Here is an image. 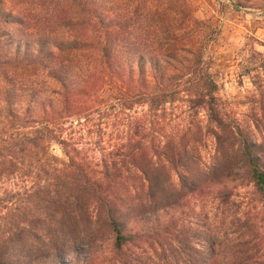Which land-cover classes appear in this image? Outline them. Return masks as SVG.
Segmentation results:
<instances>
[{
    "label": "trees",
    "instance_id": "1",
    "mask_svg": "<svg viewBox=\"0 0 264 264\" xmlns=\"http://www.w3.org/2000/svg\"><path fill=\"white\" fill-rule=\"evenodd\" d=\"M52 1L71 3L95 35L62 42L54 31L35 35L28 19L0 0V264H97L91 243L76 244L99 225L111 232L118 262L129 263V247L146 243L162 264H216L218 237L210 228L159 219V225L135 227L198 197L229 204L243 187L255 215L242 222L254 236L258 259L247 249L235 260L264 264V131L224 109L203 52L158 47L151 25L140 36L129 32L128 22L111 20L108 0ZM55 13L52 25L63 18ZM86 52L98 55L97 62L75 65ZM40 74L50 80L42 83ZM112 84L125 108L148 106L147 116L167 139L134 136L113 158L96 162L64 137L63 121L88 102L93 106L95 95ZM261 97L264 102V92ZM181 101L206 112L205 131L181 126L168 134V108ZM206 140L212 142L209 161ZM55 143L66 156L60 164L49 151ZM14 175L20 181L6 186Z\"/></svg>",
    "mask_w": 264,
    "mask_h": 264
},
{
    "label": "rangeland",
    "instance_id": "2",
    "mask_svg": "<svg viewBox=\"0 0 264 264\" xmlns=\"http://www.w3.org/2000/svg\"><path fill=\"white\" fill-rule=\"evenodd\" d=\"M108 3L111 20L123 24L128 22L129 32L135 31L134 34L140 36L143 29L153 26L151 29L158 35V47H186L189 51L196 47L195 52L202 51L210 72L221 87L218 96L223 101L224 109L239 122L264 131V102L261 97L264 92V0H108ZM5 4L8 10L28 19V27L35 35L54 31L53 37L62 42L64 39L84 38L85 34L92 36L96 33L95 26L88 28L84 25L87 18L69 2L59 6L52 0H5ZM56 10L61 12L63 18L52 25L50 22ZM181 20H185L186 24L181 25ZM184 35L187 36L186 40L182 39ZM173 38L175 42H172ZM91 55L92 59H89ZM94 56L93 52H86L73 61L75 65H86L94 60L97 62L98 55ZM38 77L42 83L50 80L47 74ZM95 97L93 106L88 102L79 109L80 114L65 117L66 121H63L66 127L64 137L77 144L89 159L98 162L105 157L113 158L117 149L134 136L137 140L153 138L156 142L167 139L162 138L158 125L151 116H147L150 114L148 106L135 104L132 108H125L124 101L120 100L123 93L114 84L108 85ZM189 105L181 101L168 108V134L172 133L173 127L181 126L205 131L208 125L206 112L191 110ZM145 118L147 123L144 122ZM149 120H152L153 126ZM161 123L158 122L159 125ZM207 143L203 153L205 160L209 161L212 142ZM49 151L58 157L59 164L66 160L60 144H52ZM15 177L7 180L6 186H14L13 183L20 181ZM248 191L249 188L245 187L239 189V195L233 197L229 204L209 195L198 197L187 207L162 212L159 217L138 224L135 228L159 225L158 219L163 225L178 221L180 226L186 224L191 229L210 228L218 237L219 259L216 264H242L235 257L238 254L242 256L247 249L249 257L256 260L258 253L252 248L256 244L254 236L242 222L246 215H255L249 205ZM260 225L264 231V222H260ZM86 227H89L88 223L81 225L83 229ZM96 230L95 235L80 236L77 241L81 242L76 245L91 243L97 264H124L116 260L117 251L111 232L100 225ZM129 250L132 258L126 264L163 263L160 262V254L146 243L133 245ZM254 263L252 260L243 264Z\"/></svg>",
    "mask_w": 264,
    "mask_h": 264
}]
</instances>
